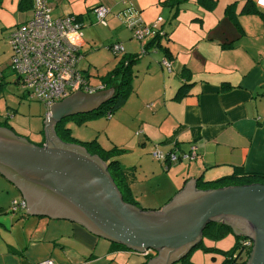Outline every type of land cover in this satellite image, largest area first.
<instances>
[{"label": "crops", "instance_id": "1", "mask_svg": "<svg viewBox=\"0 0 264 264\" xmlns=\"http://www.w3.org/2000/svg\"><path fill=\"white\" fill-rule=\"evenodd\" d=\"M113 1L48 0V4L54 17L73 15L81 23L86 13H91L95 6H106L110 13L112 6L117 4ZM234 1L237 3L235 12L241 29L224 13L225 6ZM7 3L16 14L15 19L8 23H15V26L32 16L33 0H8ZM195 3L202 6L203 17L195 14L201 19L197 20L202 34L186 45L188 49L182 52V65L176 71L178 78L170 80L168 77L170 81L167 84L163 82L165 100L158 110L168 120L167 125L177 138L186 139L188 143V148L177 144L174 151L185 152L194 146L195 156L189 159L187 165L159 159L160 168L151 165L150 173L138 172L142 170L140 167L136 174L134 162H130V167L124 166L131 177L129 188L133 197L136 201L146 198L141 203L158 207L150 209H159L186 183L197 184L199 176L204 181L215 180L232 173L234 167L241 168L245 173L264 174V11L263 15L257 11L241 12L244 4L249 9L253 8L254 0H216L212 9L197 0ZM27 8H31V11H17ZM205 19L208 24L203 26ZM126 22L136 21L128 18ZM165 33L168 34L167 31ZM169 40L166 37V41ZM230 43L231 46L228 45ZM85 44L81 30L79 50L82 57L79 61L84 56L81 49ZM161 45L169 50V55L163 59L171 64L174 60L171 48L162 41ZM126 47L130 49L129 42H126ZM131 51L124 48L122 55H130L128 53ZM77 67L84 73L79 62ZM181 69L189 73L191 85L186 95L173 99ZM85 76L92 85L89 75ZM106 77L98 86H92H104ZM171 171L174 175L171 185L167 184L158 192L146 193L140 189L138 184L147 180L149 175H168ZM19 197L21 194L15 186L0 175V264H36L46 258L56 264H139L154 256L117 248L115 243L92 234L70 220L28 215L26 210L10 213L11 199ZM192 259L194 263L201 264L198 256H192ZM213 259L215 257L212 256L209 260ZM218 263L215 261L213 264Z\"/></svg>", "mask_w": 264, "mask_h": 264}, {"label": "water", "instance_id": "2", "mask_svg": "<svg viewBox=\"0 0 264 264\" xmlns=\"http://www.w3.org/2000/svg\"><path fill=\"white\" fill-rule=\"evenodd\" d=\"M114 92L76 91L53 103L40 145L0 126V175L26 201V213L73 221L134 253L151 250L145 264H175L208 223L221 221L251 241L244 264H264V183L198 189L189 182L159 209H143L123 200L99 156L59 138L57 122L100 108Z\"/></svg>", "mask_w": 264, "mask_h": 264}, {"label": "rangeland", "instance_id": "3", "mask_svg": "<svg viewBox=\"0 0 264 264\" xmlns=\"http://www.w3.org/2000/svg\"><path fill=\"white\" fill-rule=\"evenodd\" d=\"M114 1L117 4L113 5L111 12L106 15V26L97 23L90 12L86 13L81 21V30L86 44L81 49L84 56L79 61V67L85 70L83 71L85 74L89 75L91 84L98 86L101 84V80L112 70L114 64H117L123 56L122 53L115 55L107 47L113 43H121L125 51L132 50L128 54L136 55L138 58L131 65L129 86L126 87L122 104L116 108H111L115 105L113 103L110 105L111 107L106 106L97 114H87L79 117L72 115L66 118L63 121V128H68L67 137L69 138L65 137L62 140L70 143L68 142L70 139L79 143L95 139L105 150L116 147L110 155L117 158L123 166L130 167V162H134L137 168L136 174L140 167L142 170L138 172L150 173L151 168H153L151 165L159 167V160L153 158L154 151L158 150L163 153L174 151L177 144L182 148L185 146V148H188L186 139L180 140L177 138L175 132L171 131L167 125L168 120L164 118L161 110H158L163 106V100H165L162 92L163 82L165 81L167 84V81L178 78L176 71L182 65V52L188 49L186 45L194 42L202 34V27L198 20L194 18L199 14L203 17L202 6L196 4V0H181L177 8L176 5L166 4L165 1L167 0ZM7 2L8 0H0V72L4 76L2 83H0V124L4 122L16 135L23 136L30 142L39 144L43 138L41 130L43 131L44 128L47 109L42 102L31 98L21 88L19 82H16V75L9 70L12 50L8 35L15 23L10 24L8 22L14 20L16 14L13 13L11 5ZM17 11L19 13L29 12L31 8L18 9ZM107 16H110L112 20H109ZM158 16L162 18L158 28L163 29V32L167 31L166 37L170 38L169 41H166V37H162V44L168 45L174 55L171 72H167L162 67L161 61L165 58L163 49L149 48V51L144 53L143 46L146 40L140 42L134 39L130 30L126 27L128 18L132 22L141 20L144 24L150 25ZM207 24L208 20L205 19L203 26ZM126 42H129L130 49L126 47ZM174 62L175 65L173 66ZM157 94L158 97H156ZM149 104H153V106ZM107 107L109 109L106 110ZM111 109H113L111 114H107ZM170 162H183L187 165L189 159L179 158ZM125 178L129 185L131 177L128 170H125ZM142 179L145 178L142 177ZM173 179L172 171L168 175L154 173L138 185L146 193L158 192L167 184L171 185ZM144 199L146 198H143L142 201H136L135 199L138 207L143 209L158 208L157 205L141 203ZM234 243L235 239L232 233L214 240L203 237L201 244L216 250L204 252L199 247L190 252L189 259L194 263L192 256H198L201 264L207 262L213 264L215 261L222 264L227 255L219 252V250H228ZM234 255L245 257L246 253L244 250L236 248L234 249ZM212 256L215 259L211 261L209 259Z\"/></svg>", "mask_w": 264, "mask_h": 264}, {"label": "built area", "instance_id": "4", "mask_svg": "<svg viewBox=\"0 0 264 264\" xmlns=\"http://www.w3.org/2000/svg\"><path fill=\"white\" fill-rule=\"evenodd\" d=\"M254 4L257 9L264 11V0H254ZM32 7V16L16 24L8 35L12 50L9 70L16 75V82H19L21 88L31 98L45 105L46 114L53 103L76 91L91 93L104 89V86L90 85L88 78L77 67L82 57L79 50L82 26L79 20L73 15L52 16V8L48 0H33ZM91 13L96 22L106 24L105 16L108 13L106 6H95L91 9ZM161 22L162 18L158 16L150 25L136 21L127 24V27L134 39L147 42L157 32L163 33V30L158 28ZM107 49L115 54L124 51L121 43H113ZM161 64L163 68L170 71L169 61L162 59ZM149 105L153 106V104ZM194 156V146L185 152L163 153L158 150L153 152V157L158 160L193 159ZM26 207L27 203L23 198L12 199L10 202V211L13 213L26 210ZM240 242L241 250L245 251L251 247V241L248 239L240 240ZM152 254L151 250L143 253L145 256ZM36 264L56 263L46 258L37 261Z\"/></svg>", "mask_w": 264, "mask_h": 264}, {"label": "trees", "instance_id": "5", "mask_svg": "<svg viewBox=\"0 0 264 264\" xmlns=\"http://www.w3.org/2000/svg\"><path fill=\"white\" fill-rule=\"evenodd\" d=\"M180 1L181 0H167L165 3L168 5H176V8H177L178 7L177 5ZM197 2L201 3L208 9H212L216 5V0H197ZM236 5L237 3L235 1L229 3L228 5L225 6L224 13L237 27H239V29H241L239 22H238V18H237V13L235 12ZM250 11H257L259 13L262 12L261 15H263V11L257 9L255 5H253V8L249 9L244 4L243 7L241 8V12H250ZM194 18L200 19L199 16H195ZM165 35H166L165 31L162 34L157 32L153 38H151L144 44L143 46L144 53L148 52L149 48H155V49L161 48L163 49L165 57L169 55V50L167 49V47L162 46L161 41H160V39L164 37ZM228 45L231 46V43ZM137 59L138 58L136 57V55H123L122 58H120V60L118 61V63L115 64L114 68L108 72V74L106 75L107 76L106 80L104 81V88H109L111 86H114L115 92L113 94V97L107 103L103 104L100 108L93 110V111L77 114L74 117L86 116L87 114L88 115L97 114L100 112L101 109L105 108L106 106H110L113 103H115V105L113 107L110 106L111 108H116L117 106L121 105L123 102V97L126 91V87L129 86L131 65L134 62H136ZM179 78H180L179 86L176 89L173 99H178L186 95L188 92V88L191 85V83H189L190 75L188 72L185 71V69H181V71L179 72ZM107 109L109 108L107 107L106 110ZM112 110L113 109H111L110 112H107V114L110 115ZM0 126L11 129L4 122H2ZM58 130H59L58 134L61 139H64L65 137L68 136V132H67L68 128H63L62 126ZM68 142L79 144L83 146L89 154L99 156L102 159V161L106 163L107 170L111 178L113 179L114 183L116 184L117 188L119 189L123 200L137 206L135 199L129 189L127 179L125 178V170H126L125 167L120 163V161L117 158H113V156L110 155L112 150L115 149L116 147H114L111 150H105L99 145V143L95 139H92L90 141H85V142H79V143L73 142L72 140L69 139ZM42 143H43V138L40 141L39 145ZM201 177L202 176H199L196 179L197 181L196 187L198 189H209V188L223 187V186H229V185L248 184V183H253V182L264 183V174L245 173V172H242L241 168L239 167H234L232 173L221 176L215 180L204 181ZM12 199H22V197L12 198ZM8 210L10 213H13L10 211V203H9ZM23 211L25 210H21L16 213H20ZM21 214L25 215V213H21ZM228 233H231V228L229 225H226L225 223L221 221L210 222L203 229L202 238L207 237V238L214 240V239H219ZM240 240H244V238L241 236L235 237V243L230 249L225 250V251L219 250V252L227 255L226 258L223 260L222 264H225V263L244 264L245 263V260L249 254L250 248L248 250H245V253H246L245 257L243 255H238V256L234 255V249L240 248V243H241ZM114 246H116L117 248L126 249L124 246L119 245V244H114ZM199 247L204 252H213L214 250H216L215 248H212V247H208V246L206 247L202 245L200 242L196 246H194L191 249V251ZM190 252L187 255H185L182 259H180L178 262H176L175 264H193L189 259ZM145 263L146 261L139 263V264H145Z\"/></svg>", "mask_w": 264, "mask_h": 264}, {"label": "flooded vegetation", "instance_id": "6", "mask_svg": "<svg viewBox=\"0 0 264 264\" xmlns=\"http://www.w3.org/2000/svg\"><path fill=\"white\" fill-rule=\"evenodd\" d=\"M2 79H4V76H2V74H0V83H2ZM67 117H64V118H62L59 122H57L56 123V125L54 126V130H55V132L57 133V135L59 136V134H58V129L59 128H61L62 126H63V121L66 119ZM43 135V134H42ZM59 138H60V136H59Z\"/></svg>", "mask_w": 264, "mask_h": 264}]
</instances>
